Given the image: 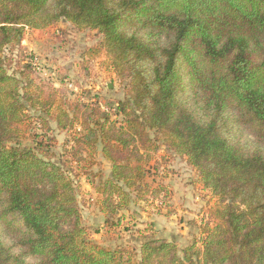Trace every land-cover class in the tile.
<instances>
[{
  "label": "trees",
  "instance_id": "trees-1",
  "mask_svg": "<svg viewBox=\"0 0 264 264\" xmlns=\"http://www.w3.org/2000/svg\"><path fill=\"white\" fill-rule=\"evenodd\" d=\"M63 20L96 32L90 53L103 54L127 83L121 124L93 111L73 138L74 156L92 158L100 144L111 164L96 187L101 213L116 215L130 204L127 190L140 192V164L158 151L153 131L215 199L216 223L200 248L180 257L174 242L151 236L135 261L101 247L60 166L10 145L27 119L25 103L38 102L29 77L8 74L2 54L26 29ZM53 119L60 130L71 126L63 110ZM0 264H264V0H0Z\"/></svg>",
  "mask_w": 264,
  "mask_h": 264
},
{
  "label": "rangeland",
  "instance_id": "rangeland-1",
  "mask_svg": "<svg viewBox=\"0 0 264 264\" xmlns=\"http://www.w3.org/2000/svg\"><path fill=\"white\" fill-rule=\"evenodd\" d=\"M100 39L96 32L77 31L63 20L44 31L26 29L18 45L4 50L1 60L7 73L22 81L28 76L32 84L27 92L38 102L33 108L25 103L27 119L17 126V139L10 145L60 166L77 189L82 224L96 244L137 261L141 243L152 236L174 242L182 257V250L200 248L203 230L215 225L210 215L215 199L198 184L185 159L168 149L162 135L147 132L158 151L150 152V164H140L146 172L140 192L127 190L129 206L112 217L101 213V197L96 193L111 173L101 145L95 146L92 158L84 152L74 156L73 138L82 133L87 115L95 111L110 122L123 121L117 104L126 97L127 83L116 78L103 54L90 53ZM33 62L38 64L36 70ZM58 110L71 120L66 130L58 129L53 119ZM88 125L93 126L90 120ZM163 188L166 192L153 199ZM188 192L191 201L186 206L180 197Z\"/></svg>",
  "mask_w": 264,
  "mask_h": 264
},
{
  "label": "crops",
  "instance_id": "crops-1",
  "mask_svg": "<svg viewBox=\"0 0 264 264\" xmlns=\"http://www.w3.org/2000/svg\"><path fill=\"white\" fill-rule=\"evenodd\" d=\"M180 198H181V201H183L186 206H188L190 204L191 197L189 196V192L188 193H184V194L181 193V197Z\"/></svg>",
  "mask_w": 264,
  "mask_h": 264
},
{
  "label": "built area",
  "instance_id": "built-area-1",
  "mask_svg": "<svg viewBox=\"0 0 264 264\" xmlns=\"http://www.w3.org/2000/svg\"><path fill=\"white\" fill-rule=\"evenodd\" d=\"M33 67H34L33 69L36 70L38 67V64L36 62H33Z\"/></svg>",
  "mask_w": 264,
  "mask_h": 264
}]
</instances>
